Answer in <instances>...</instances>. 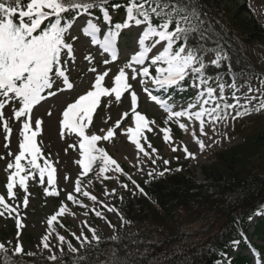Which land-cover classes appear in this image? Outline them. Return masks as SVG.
Segmentation results:
<instances>
[{"label":"snow or ice","instance_id":"1","mask_svg":"<svg viewBox=\"0 0 264 264\" xmlns=\"http://www.w3.org/2000/svg\"><path fill=\"white\" fill-rule=\"evenodd\" d=\"M109 7L113 11L121 7L125 9L126 18L123 22L113 23ZM97 11L100 13L98 16L95 15ZM82 16L87 17L85 25L81 28L82 33L91 38L93 45H99L103 53L110 54L113 62L118 58V43L122 31L131 28L141 29L136 38L138 50L115 75V86L111 88L102 86V81L109 75V72L105 71L103 75L96 76L95 84L92 86L94 90L80 95L74 103H69L63 112L62 128L75 132L80 138L79 148L82 159L79 163L85 174L92 170L93 163L98 158L102 163V167L99 168L100 173L123 172L121 166L103 147H97L99 141H109L117 134V130L121 127L120 121L117 120L115 127H109L106 131L99 129L98 131L103 134L86 132V130L93 122V114L100 105L101 98L112 97L114 94L115 100L121 101L122 95L133 88L130 81H136L138 77H141L139 83L143 86V91L168 113L169 121L177 123L179 128L186 132L191 123L198 122V133L193 127L191 135L201 152L207 147L201 137L212 140L217 135L225 136V133L219 131L221 126L227 128L230 122L264 112V76L257 77L259 86L253 87L249 82L237 84L235 75L232 76L231 83H226L219 74L210 76L206 73L210 65L205 62L204 57L209 51L215 53L211 66L220 68L223 66L222 62L227 61L228 72L232 73L233 69L231 57L210 35L209 21L204 18L200 10L199 0H127L124 4H112L111 0H0V124L6 134L5 148H8L12 133L8 123L10 118H6L3 111L6 106L15 105L18 102L19 107H12V112L15 120L22 122L19 152L18 154L8 152L9 157L14 156V162L10 161L6 166L7 170H11L6 183L8 199H19L14 191L17 184L27 193V182L30 178L37 179L36 172H38V183L43 185L47 175V184L53 188L51 191L45 188V193L50 196L58 195L54 190L57 170L47 160L43 166L37 162L41 156V149L37 146V136L42 120L38 118L31 122V113L34 106L47 98L45 94L55 96L58 92L73 88L65 65L74 58V43L78 36L72 35L71 30L75 21ZM98 20H102L107 26L103 30L102 37V29L95 22ZM209 41L217 46L208 48ZM157 46H162V51L150 55ZM88 58L91 59V57ZM108 62L104 61L105 64ZM125 68L130 70V75ZM89 71L95 72L96 69L90 68ZM189 75L192 77L191 86L198 89L197 95L194 97V102H190L187 108L181 107L180 110H174V103L154 95L151 88L147 86L150 83L157 89L181 87L182 82ZM244 87H247L246 92L241 91ZM226 89L231 90L230 95H226ZM137 103L138 95L133 90L130 93V105L135 127H129L127 135L138 151L155 165L156 158H153L151 153H156L157 150L148 144L150 153L141 142L142 138L146 140L143 136L144 130L152 131V129L149 128L145 115L135 110ZM197 105H199L198 110L193 111ZM48 114L51 115V113ZM21 118L24 119L21 120ZM181 118H186L187 123L181 122ZM206 127L211 129V136L206 131ZM161 131L164 133L165 142L172 139L170 129L164 128ZM213 142L220 141L213 140ZM171 150L173 152L183 150L185 159L196 158V154L190 152L186 145L173 146ZM27 157H30L27 159V165L32 171L22 163ZM0 159L5 157L0 156ZM162 162L164 165L170 163L168 159H162ZM180 170L176 169V171ZM155 171L153 168L148 172V176L153 177ZM169 171L170 169L165 168L158 175L163 177ZM107 178L109 177H105ZM127 178L141 194L147 195L131 175ZM121 186L128 188L127 184ZM81 191V182L77 179L75 192ZM115 191L112 189L111 194L114 195ZM82 194L93 203L97 202L95 195L90 196L87 191H83ZM67 200L80 203L72 193L67 194ZM28 203L29 197L24 195L23 205L27 207ZM99 203L109 212L118 211L103 201ZM80 206L87 207L83 204ZM17 208L18 206L9 203L4 195H0V217L5 216V213L9 215L16 213ZM66 211V206H61L59 211L47 220V225L51 228L54 222H58V217H62ZM91 211L95 216L104 218L103 212L96 210L95 207ZM87 214L85 212V215ZM256 214L259 215L261 212ZM120 215L122 217V214ZM108 223L111 226V222ZM16 224L18 228L21 226L19 218L16 219ZM60 226L63 227L62 224ZM85 226H87L86 221ZM89 230L93 233V239L99 243L100 238L95 234V230ZM72 235L81 243V247L85 243H91L83 231L79 236L75 233ZM57 238L61 243L65 241L63 235H58ZM42 240L43 248L52 253L48 237L44 236ZM232 243L238 246L240 241ZM68 248L73 253L79 251L71 242L68 243ZM253 252L257 257L256 264H264V260L255 249ZM0 253H8L4 243H0ZM21 254L34 255L32 252L25 253L22 244L17 240L13 255ZM62 254L63 249H61ZM48 259L55 262L57 256L52 253ZM81 259H87V257H81Z\"/></svg>","mask_w":264,"mask_h":264},{"label":"rangeland","instance_id":"2","mask_svg":"<svg viewBox=\"0 0 264 264\" xmlns=\"http://www.w3.org/2000/svg\"><path fill=\"white\" fill-rule=\"evenodd\" d=\"M248 1L250 8L256 14L259 21L264 25V0ZM111 15L113 16V23L123 22L126 18L123 15L119 17L114 14ZM86 20L87 17H80L75 21L71 30L72 35L78 36V39L74 43V58L72 61H69L65 67L67 69L69 80L73 84V88L71 90L58 92L55 96H47V94H45L47 98L44 101H41L39 105L34 106L31 113V122H34L38 118H43L46 110H49L53 117L61 119L60 116L63 115L68 104L74 103L80 95L86 94L87 91L94 90L92 86L95 84L96 76L103 75L105 71H108L109 75L105 77L104 81H102V86L109 88L113 87L115 81L114 77L118 74L119 69L124 67L126 62L130 61V57L136 50H138L136 38L141 32V29L131 28L129 30H124L121 33L118 43V58L113 62L110 54L103 53L102 49L99 47L93 48L91 46V38L79 32L82 26L85 25ZM95 22L102 29V37L103 30H105L107 26L102 20ZM158 51H162V46H157V49H154L150 55H155ZM88 57H91V59ZM214 58L215 54L208 55L207 61L211 64V61L214 60ZM106 60L109 61L107 64L104 63ZM255 64L258 70L264 73V50L258 49L255 55ZM145 66H147V64ZM136 67L139 68V66ZM90 68H95L96 71L91 72L89 71ZM125 71L130 75L129 69L125 68ZM151 71H153L154 74V69ZM140 79L141 77L137 78L138 81ZM225 82L231 83L226 80ZM131 83L133 88L130 92L134 90L138 95V103L135 110L145 115L146 122L149 123V128L152 129V131H148L147 129L144 130L143 136L146 137V140L142 138L141 142L145 149L150 153L151 149L147 147L148 144H151V146L157 150L156 153H151L152 157L156 158V164H151L150 159L145 157L143 153H140L139 151V157L137 159L131 156L128 147L122 139L123 135L120 137L121 134L127 133V129L131 124L135 123L130 105V92L122 96L121 101H114L112 99L101 101L93 114L92 124H90L89 128L86 130V132L92 131L97 132V134H103L98 130L104 129L106 131L109 127H115L117 120L120 121L121 127L117 130V134L109 141H99L97 147H103L105 151L117 161L123 169L122 173L109 171L107 173L98 172L95 174L93 170H91L85 174L83 168L81 169L78 167L73 169L69 160L72 158L81 160L80 148L74 150L68 148L69 142L71 141L69 139L65 147L60 149L57 148L56 150L52 148V146H50L51 144L45 138V122L41 119V129L37 136V146L41 149V156L38 158L37 162L43 166L47 160L57 170L54 189L58 193L57 196H50L45 193V188H48L49 191L53 190V188L51 185L47 184V175H45V183L43 185L38 183V172H36L35 175L37 179L33 180L30 178L27 182V193H25L23 189H20L17 184L14 191L17 193L19 199L7 198L6 183L7 176L10 174L11 170H7L6 166L8 162H14V156L9 157L8 152L11 151L14 154H18L19 152L18 145L22 140V136L20 135V132L22 131V122L16 121L13 117L12 107H19L18 102L15 105L6 106L3 111L5 117L10 118L8 123L12 128V133L10 134L8 148H5L4 136L6 134L3 130L2 124H0V156L5 157V159H0V195H4L9 203L13 206H18V208L16 213H12L11 215L5 213V216L0 217V243H4L7 248H14L15 243L19 240L25 252H32L34 253L33 256L36 257H48L52 253L59 256L61 255V249H63V252L66 251L73 258H76L78 253L82 251L84 247L91 246L95 243L93 233L89 229H94L95 234L98 237H103L109 240H116L119 235L134 236L145 226L147 219L144 215H139V212L136 209V205L134 204L136 188L131 181L128 180V175H131L132 179L139 184L149 179L160 177L158 173L165 168L172 170L179 168L181 169L179 172L184 175H191L197 180H202V167L214 163L216 161V154L241 142L240 137L232 134L236 120L230 122L227 128L221 126L219 131L226 135L215 136L214 140H219L220 142L214 143L211 141V145L206 147L203 152L195 150L187 145L189 151L196 154V158L185 159V153L183 150H178L176 152L171 150L173 146H180L184 142L186 136L183 129H180L177 123L169 121L167 119L168 113L157 102L151 100L146 92H140L136 89V81H132ZM249 83H251L253 87L259 86L258 83ZM191 85L192 77L189 75V77L182 82L181 87L166 88L173 90V93L176 95V100L172 102L175 105L174 110H180L181 107L187 108L190 102H194V97L197 95L198 89ZM147 86L151 88L154 95L161 98L159 92L162 89H157L150 83ZM213 86L215 87V84H213ZM230 91V89H226V95H230ZM241 91L246 92L247 87L242 88ZM168 97H171V95H167L163 100H168ZM198 107L199 105H197V108L193 109V111L198 110ZM258 115L262 117V123L264 125V112H261ZM23 119L24 118H21V120ZM165 121H167V123H165ZM164 128L170 129L172 139L168 142H165L163 139L164 133L161 130ZM56 132L57 129L54 136ZM69 138L71 139V137ZM78 139L80 141L79 137ZM77 145L79 146V142ZM123 151H126L127 153L122 154L124 153ZM66 155L69 160L65 159ZM177 157H179V159H177ZM160 158L168 159L170 163L164 165ZM27 159H30V157H27L22 163H24L26 168H29L27 165ZM97 160H99V158ZM66 161H69L68 170L65 167ZM60 164L61 166H59ZM112 167L114 168V166ZM153 168L156 171L153 174V177H149L148 172ZM29 170L32 171L30 168ZM105 177L109 178L105 179ZM77 179L81 182L82 191L80 193L75 192V181ZM122 184H127L128 188H123L121 186ZM112 189L116 190L114 195L111 194ZM83 191H87L90 196L95 195L97 197V202L93 203L88 197L83 196ZM68 193H72L80 203L68 201ZM24 195H28L29 197L27 207L23 205ZM100 201L107 203L118 211H107L103 208L102 204L99 203ZM126 203L131 204L135 214L134 217L130 219L124 218L122 212L119 210L120 208H123ZM81 204L86 205L87 207H81ZM61 206H66L67 211L62 217H58V222H54L50 228L47 225V220L51 215L58 212ZM93 207L98 211H102L104 218L95 216L91 211ZM85 212L88 214L85 215ZM120 214H122V217ZM259 217H256L248 226V234L250 236L254 232V226L257 224ZM17 218L21 221V226L19 228L16 224ZM85 221L87 222V226H85ZM109 221L111 222V226L108 223ZM61 224L63 227L60 226ZM82 231L91 242L85 243L83 247H81V243L72 235V233H75L79 236ZM58 235H63L65 237L63 243L58 240ZM44 236L48 237V243L51 246L52 253L43 248L42 237ZM9 241H11V243H9ZM69 242H71V244L79 251L76 253L71 252L68 248ZM250 243L256 247L264 248V238L257 239L253 237L250 239ZM238 254L248 257L251 260V264H256L257 257L253 252V249L250 247L244 250H233L232 257L235 258Z\"/></svg>","mask_w":264,"mask_h":264},{"label":"trees","instance_id":"3","mask_svg":"<svg viewBox=\"0 0 264 264\" xmlns=\"http://www.w3.org/2000/svg\"><path fill=\"white\" fill-rule=\"evenodd\" d=\"M199 5L209 21L210 35L231 57L233 69L228 72L227 61L220 68L208 64L206 56L215 54L209 51L204 57L210 65L206 73L231 81L235 75L237 84L258 82L257 77L264 73L256 67L255 55L258 49L264 50V26L248 0H199ZM109 11H113L111 7ZM123 11L121 7L114 12ZM207 46L217 45L209 41ZM232 134L241 142L202 167V180L170 169L163 177L138 184L147 195L136 189L134 204L147 222L134 236L119 235L116 240L99 237V243L84 247L76 259L63 252L55 262L48 257L13 255L11 248L7 254L0 253V264H250L247 257L230 259L229 255L249 241L247 225L257 212L262 214L253 236H264L262 117L253 114L238 119ZM100 167L101 161H95L94 171L99 172ZM119 210L126 219L135 215L130 203ZM233 241L240 243L237 246ZM257 250L264 255V248Z\"/></svg>","mask_w":264,"mask_h":264},{"label":"bare ground","instance_id":"4","mask_svg":"<svg viewBox=\"0 0 264 264\" xmlns=\"http://www.w3.org/2000/svg\"><path fill=\"white\" fill-rule=\"evenodd\" d=\"M81 33H82V31H81ZM93 46H97V45H93ZM136 89L138 91H140V92L141 91L144 92L143 91V86L139 83L138 80H136ZM130 90H129V92H130ZM107 99L115 100L114 94H113L112 97H102L101 101L107 100ZM48 113H50L49 110H46L45 111V115L41 119L45 122L46 130L44 132V135H45V138L47 139V141L51 144L50 146H52V148H54L55 150L57 148L58 149L63 148V147H65V145H67V143H68L67 141L69 139L71 141L69 142L68 148H70L71 150L79 148L77 143L80 142V141L78 139L77 134L75 132H72L69 129H63L62 128V121L64 119L63 115L60 116L61 119H58L57 117H53L52 115H49ZM181 122H186L187 123L186 118H181ZM134 124H131L130 127L134 128L135 127ZM193 127L196 129V131L198 133V131H199L198 122L191 123L190 126H189V130L187 132L183 130V132H184L186 137H185L184 142L180 146H183V145L187 146L188 145V146H190L191 148H193L195 150H199L198 145L195 143V141H194V139H193V137L191 135V131H192ZM56 129H57V132H56V134L54 136V133H55ZM206 131L209 132L210 136L212 135L211 129L209 127H206ZM122 135H123V137H122ZM69 137H71V139ZM120 137H122L123 141L125 142L126 146L128 147L130 155L137 159L139 157V155H138L139 152H138L136 146L128 138L127 133L121 134ZM201 138L205 141V144L207 145V147L210 146L211 145V141L214 140V137H213L212 140H210L208 137H201ZM123 152L124 153H122V154L127 153L126 151H123ZM65 159L69 160L67 155H66ZM69 161L71 162V165H72L73 169H76L78 167L82 169V166L79 163L80 159L76 160V159L72 158ZM69 161L65 162V167H66L67 170L69 169ZM61 164L59 166H61Z\"/></svg>","mask_w":264,"mask_h":264}]
</instances>
